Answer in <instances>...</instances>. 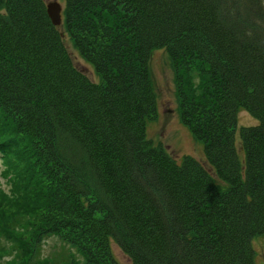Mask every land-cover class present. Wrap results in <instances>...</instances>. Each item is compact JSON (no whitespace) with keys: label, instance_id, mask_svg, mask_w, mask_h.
<instances>
[{"label":"trees","instance_id":"obj_1","mask_svg":"<svg viewBox=\"0 0 264 264\" xmlns=\"http://www.w3.org/2000/svg\"><path fill=\"white\" fill-rule=\"evenodd\" d=\"M63 13L65 32L45 0H0V264H122L112 242L132 264H260L264 0H66ZM157 48L215 175L147 137ZM241 109L259 122L238 127ZM50 241L61 253L44 258Z\"/></svg>","mask_w":264,"mask_h":264},{"label":"rangeland","instance_id":"obj_2","mask_svg":"<svg viewBox=\"0 0 264 264\" xmlns=\"http://www.w3.org/2000/svg\"><path fill=\"white\" fill-rule=\"evenodd\" d=\"M46 4L53 0H45ZM62 7L66 0H58ZM65 18V16H64ZM63 18V19H64ZM62 32L63 22L60 25ZM64 34V33H63ZM65 44L73 58L75 65L84 73H86L92 80L99 82L100 76L75 48L68 35H64ZM150 68L154 88L156 90L158 99V114L153 119L147 122V137L153 142L162 143L163 146L169 150L178 160H181L185 154L193 155L198 158L211 172L215 175L214 170L206 160L204 153V145L202 141L196 140L191 131L181 123L179 117V108L177 100V92L174 82V73L170 65L167 50L165 48H157L153 51ZM259 122L257 118L246 110L241 109L237 115L238 127L255 125ZM239 136V135H238ZM237 136V145L240 146V140ZM240 149V147H239ZM240 154L242 152L240 150ZM6 166L0 158V179L6 190L10 187L7 185L3 177V171ZM56 241H50L43 246V257L53 254L61 253V247L54 245ZM1 244V242H0ZM7 242H5V245ZM1 246V245H0ZM253 246L255 249V259L258 263L264 264V234H258L254 237ZM113 252L122 264H132L130 257L115 243L112 242ZM8 257V254H5Z\"/></svg>","mask_w":264,"mask_h":264},{"label":"water","instance_id":"obj_3","mask_svg":"<svg viewBox=\"0 0 264 264\" xmlns=\"http://www.w3.org/2000/svg\"><path fill=\"white\" fill-rule=\"evenodd\" d=\"M47 12L54 25L62 23V5L58 1L48 2Z\"/></svg>","mask_w":264,"mask_h":264}]
</instances>
